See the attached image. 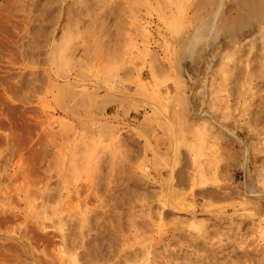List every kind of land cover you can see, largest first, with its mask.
<instances>
[{"label": "rangeland", "instance_id": "obj_1", "mask_svg": "<svg viewBox=\"0 0 264 264\" xmlns=\"http://www.w3.org/2000/svg\"><path fill=\"white\" fill-rule=\"evenodd\" d=\"M260 1L0 0V264H264Z\"/></svg>", "mask_w": 264, "mask_h": 264}, {"label": "bare ground", "instance_id": "obj_2", "mask_svg": "<svg viewBox=\"0 0 264 264\" xmlns=\"http://www.w3.org/2000/svg\"><path fill=\"white\" fill-rule=\"evenodd\" d=\"M46 1V0H45ZM49 1V0H48ZM58 1V0H57ZM221 1V0H220ZM232 2L229 4L230 6V10H231V8L232 9H234V11H235V15H233V16H230V18H228V16H227V18H223L222 20H221V22H219L220 23V26H216L215 25V18H214V15H216V14H212V16H213V18H211V19H209V20H205V24L206 23H210V25H209V27L207 28V27H205V28H207L206 30H207V32H208V37L210 38V35L211 36H213L214 34H216V33H222L223 35H239V34H241L244 30H246V29H248V28H251L253 25H257V24H259V21H261L262 19H261V16H260V14H261V1L260 0H231ZM262 1H264V0H262ZM30 2V1H29ZM33 2H36V1H33ZM92 2V1H91ZM208 2V1H207ZM230 2V1H229ZM48 3V2H47ZM209 3V2H208ZM35 4V3H34ZM37 4V3H36ZM45 4V3H44ZM43 4V6H45ZM119 4V3H118ZM94 5V4H93ZM205 5H208V4H204V6ZM42 6V5H41ZM80 6V5H79ZM201 6V5H200ZM203 6V7H204ZM228 6V5H227ZM226 6V7H227ZM131 7V6H130ZM205 7H207V6H205ZM210 7V6H209ZM226 7H224V8H226ZM228 7V8H229ZM40 8H42V7H40ZM46 8V7H45ZM48 8V7H47ZM56 8V7H55ZM217 8V7H216ZM58 9V8H57ZM64 9V8H63ZM87 9H89V8H87ZM99 9H101V8H99ZM202 9V8H201ZM200 9V10H201ZM47 10V9H46ZM118 10V9H117ZM130 10V9H129ZM205 10V9H204ZM226 10V9H225ZM38 11V10H37ZM133 11V10H132ZM193 11V10H192ZM43 12V11H42ZM94 12H96V11H94ZM119 12V11H118ZM15 13V12H14ZM54 13V12H53ZM56 13V12H55ZM54 13V14H55ZM93 13V12H92ZM78 14V13H77ZM222 14V13H221ZM36 15V14H35ZM60 15V14H59ZM68 15V14H67ZM121 15V14H120ZM227 15H228V13H227ZM17 16V15H16ZM39 16V15H38ZM45 16H47V15H45ZM65 16V15H64ZM75 16V15H74ZM100 16V15H99ZM36 17V16H35ZM43 17V16H42ZM82 17V16H81ZM84 17V16H83ZM85 17H86V15H85ZM102 17V16H101ZM55 18V17H54ZM68 18V17H67ZM100 18V17H99ZM221 18H222V16H221ZM71 19H72V17H71ZM82 19V18H81ZM215 19V20H214ZM220 19V18H219ZM64 20V19H63ZM121 20V19H120ZM48 21V20H47ZM85 23H86V21H85ZM88 23V22H87ZM117 23V22H116ZM123 23V22H122ZM201 23V22H200ZM261 23H262V21H261ZM28 24V23H27ZM126 25V24H125ZM74 26V25H73ZM72 26V27H73ZM115 26V25H114ZM53 27V26H52ZM111 27V26H110ZM131 27V26H130ZM89 28H91V27H89ZM115 28V27H114ZM201 28V27H200ZM200 28H198V29H196V32L194 33V35H193V37H192V41L191 42H188V44H187V46L186 47H184V49L183 50H185L186 52L185 53H187L188 55H195V53H197L198 51H199V45H202L201 43H200V40H201V38H200V34H199V32H200ZM24 29V28H23ZM113 29V28H112ZM122 29V28H121ZM61 30V29H60ZM89 30V29H88ZM115 30V29H114ZM123 30V29H122ZM251 30V29H250ZM119 31V30H118ZM252 31V30H251ZM27 32V31H26ZM107 32V31H106ZM202 32V31H201ZM206 32V33H207ZM110 33V32H109ZM173 33V32H172ZM61 34V33H60ZM210 34V35H209ZM213 34V35H212ZM251 34V33H250ZM262 34H264V33H262ZM113 36H114V34H113ZM207 36V35H206ZM118 37V36H117ZM214 37V36H213ZM202 38H203V36H202ZM205 38V37H204ZM56 39V38H55ZM54 40V39H53ZM59 40V39H58ZM178 40V39H177ZM199 41V42H198ZM131 42V41H130ZM22 43V42H21ZM91 43V42H90ZM217 43V42H216ZM57 44V43H56ZM60 44V43H59ZM64 44V43H63ZM41 45V44H40ZM46 45V44H45ZM206 45V44H205ZM34 46V45H33ZM54 46H56V45H54ZM77 46V45H76ZM98 46V45H97ZM109 46V45H108ZM57 47V46H56ZM199 47V48H198ZM227 47V46H226ZM225 47V48H226ZM233 47V46H232ZM15 48V47H14ZM121 48V47H120ZM256 48V47H255ZM60 49V48H59ZM225 50V49H224ZM105 51V50H104ZM200 51H201V49H200ZM64 52V51H63ZM103 52V51H102ZM107 52V51H106ZM114 53V52H113ZM183 54H184V52H183ZM48 55V54H47ZM55 55V54H54ZM102 55V54H101ZM105 55V54H104ZM113 55V54H112ZM138 55V54H137ZM142 55V54H141ZM227 55V54H226ZM256 55V54H255ZM53 56V55H52ZM19 57V56H18ZM69 57V56H68ZM190 57V56H189ZM66 58V57H65ZM144 58V57H143ZM55 59V58H54ZM77 59V58H76ZM77 60H79V59H77ZM156 60V59H155ZM255 60V59H254ZM54 61V60H53ZM157 61V60H156ZM260 61V60H259ZM36 62V61H35ZM103 62V61H102ZM67 63V62H66ZM105 64H106V62H105ZM202 64V63H201ZM204 65V64H203ZM253 65V64H252ZM33 66V65H32ZM78 66V65H77ZM160 68V67H159ZM164 68V67H163ZM152 69V68H151ZM108 70V69H107ZM127 70V69H126ZM152 70H154V69H152ZM151 70V71H152ZM68 71V70H67ZM77 71H79V70H77ZM95 71V70H94ZM101 71V70H100ZM217 71V70H216ZM69 72V71H68ZM80 72H82L81 70H80ZM87 72V71H86ZM124 72V71H123ZM160 72V71H159ZM227 72V71H226ZM96 73H97V71H96ZM124 73H126V72H124ZM129 73V72H128ZM153 73V72H152ZM224 73V72H223ZM84 74V73H83ZM91 74V73H90ZM219 74V73H218ZM224 75V74H223ZM31 76V75H30ZM98 76V75H97ZM217 76V75H216ZM82 77H83V75H82ZM86 77V76H85ZM126 77V76H125ZM30 78H32V77H30ZM105 78V77H104ZM108 78V77H107ZM163 78V77H162ZM195 78V77H194ZM246 78V77H245ZM226 79V78H225ZM249 79V78H248ZM29 80V79H28ZM157 80V79H156ZM103 81V80H102ZM108 81V80H107ZM158 81V80H157ZM37 82V81H36ZM219 82V81H218ZM244 82V81H243ZM33 83V82H32ZM157 83V82H156ZM161 83H163V82H161ZM28 84V83H27ZM54 84V83H53ZM176 85H178V84H176ZM29 86V85H28ZM141 86V85H140ZM139 86V87H140ZM205 86V85H204ZM52 87H53V85H52ZM109 87V86H108ZM138 87V88H139ZM174 87V86H173ZM114 88V87H113ZM187 88V87H186ZM243 88V87H242ZM53 89V88H52ZM63 89V88H62ZM75 89V88H74ZM95 89V88H94ZM36 90V89H35ZM119 90V89H118ZM182 90H183V87H182ZM244 90V89H243ZM30 91V90H29ZM38 91V90H37ZM72 91H74V90H72ZM72 91H71V93H72ZM41 92V91H40ZM48 92V91H47ZM51 92V91H50ZM138 92V91H137ZM179 92V91H178ZM178 92H177V94H178ZM196 92V91H195ZM222 92V91H221ZM255 92V91H254ZM148 93V92H147ZM167 93V92H166ZM218 93V92H217ZM92 94V93H91ZM18 95V94H17ZM62 95H64V94H62ZM79 95V94H78ZM104 95H105V93H104ZM150 95V94H149ZM179 95H181L180 93H179ZM23 96V95H22ZM27 96V95H26ZM92 96V95H91ZM106 96V95H105ZM104 96V98H105V100H106V97ZM183 96V95H182ZM85 97V96H84ZM110 97V96H109ZM109 97H108V99H109ZM123 97V96H122ZM172 97V96H171ZM51 99H53V97L51 96L50 97ZM58 98V97H57ZM63 98V97H62ZM104 98H103V101H105L104 100ZM173 98H174V96H173ZM112 99H113V97H112ZM175 99V98H174ZM173 99V100H174ZM181 99H183V98H181ZM26 100V99H25ZM69 100V99H68ZM116 100V99H115ZM115 100H113V101H115ZM125 99H123V100H121V102L122 103H125V101H124ZM171 100V99H170ZM173 100H172V102H173ZM235 100V99H234ZM52 101V100H51ZM61 101V100H60ZM94 101V100H93ZM110 101H111V98H110ZM119 101V100H118ZM181 101V100H180ZM59 102V101H58ZM68 102V101H67ZM66 102V103H67ZM96 102V101H95ZM26 103V102H25ZM53 103V102H52ZM71 103V102H70ZM111 103H112V101H111ZM122 103H120L121 105H122ZM181 103V102H180ZM28 104V103H27ZM60 104H62V103H60ZM59 104V105H60ZM89 104V103H88ZM94 104V103H93ZM129 104V103H128ZM178 104V103H177ZM233 104V103H232ZM125 105H126V103H125ZM144 105V104H143ZM181 105H183V104H181ZM88 106V105H87ZM58 107V106H57ZM121 107V106H120ZM42 108V107H41ZM240 108V107H239ZM60 109V108H59ZM87 109V108H86ZM124 109V108H123ZM170 109V108H169ZM177 109V108H176ZM179 109V108H178ZM46 110H48V109H46ZM62 110V109H61ZM82 110H83V108H82ZM175 110V109H174ZM124 111V110H123ZM177 111V110H176ZM181 111V110H180ZM221 111V110H220ZM75 112V111H74ZM212 112V111H211ZM174 114H176V113H174ZM183 114V113H182ZM78 115V114H77ZM170 115V114H169ZM175 116V115H174ZM174 116H172V117H174ZM45 117V116H44ZM74 117V116H73ZM97 117V116H96ZM116 117V116H115ZM216 117V116H215ZM243 117H245V116H243ZM75 118V117H74ZM79 118V117H78ZM118 118V117H117ZM175 118V117H174ZM96 119V118H95ZM145 119V118H144ZM41 120V119H40ZM77 120V119H76ZM172 120H174L173 118H172ZM178 120V119H177ZM193 120V119H192ZM243 120V119H242ZM175 121V120H174ZM189 121H190V119H189ZM54 122V121H53ZM207 122V121H206ZM139 123V122H138ZM185 123V122H184ZM194 123V122H193ZM221 123V122H220ZM245 123V122H244ZM248 123V122H247ZM44 124V123H43ZM51 124V123H50ZM56 124V123H55ZM178 124H180V123H178ZM178 124H177V126H178ZM46 125V124H45ZM104 125V124H103ZM183 125H185V124H182V127H184ZM192 125V124H191ZM247 125V124H246ZM52 126H54L53 124H52ZM111 126V125H110ZM109 126V127H110ZM174 126H176V125H174ZM180 126V125H179ZM249 126V125H248ZM63 127V126H62ZM69 127H70V125H69ZM83 127V126H82ZM101 127V125L99 126V128ZM105 127V126H104ZM107 127V126H106ZM106 127L105 128H103V130L104 129H106ZM112 127V126H111ZM110 127V128H111ZM115 127L116 126H114V129H115ZM203 127V126H202ZM42 128V127H41ZM65 128V127H64ZM102 128V127H101ZM101 128L99 129V130H101ZM166 128V127H165ZM187 128V127H186ZM189 128V127H188ZM200 128V127H199ZM249 128V127H248ZM254 128V127H253ZM50 129V128H49ZM112 129V128H111ZM180 129V128H179ZM202 129V128H201ZM200 129V130H201ZM243 129V128H242ZM246 129V128H245ZM47 130V129H46ZM169 128L167 127L166 128V130H164L165 132H168V134H170V132H169ZM182 130V129H181ZM181 130H179V131H181ZM51 131V130H50ZM55 131V130H54ZM66 131V130H65ZM110 131V130H109ZM114 131V130H113ZM190 131H191V129H190ZM205 131V130H204ZM208 131V130H207ZM102 132V131H101ZM104 132V131H103ZM199 132V131H198ZM66 133V132H65ZM137 133H138V131H137ZM179 133V132H178ZM186 133V132H185ZM207 133V132H206ZM56 134V133H55ZM74 134V133H73ZM138 134H140V133H138ZM216 134V133H215ZM111 135V134H110ZM181 134L179 133L177 136H175V137H178V136H180ZM183 135L184 134H182L181 135V137H183ZM191 135H193V134H191ZM201 135V134H200ZM212 135V134H211ZM75 136V135H74ZM92 136V135H91ZM90 136V137H91ZM164 136V135H163ZM202 136H204L203 134H202ZM81 137V136H80ZM118 137V136H117ZM141 137V136H140ZM193 137V136H192ZM205 137V136H204ZM218 137V136H217ZM67 138V137H66ZM142 138V137H141ZM179 139V138H178ZM182 139V138H181ZM201 139V138H200ZM217 140V139H216ZM221 140V139H220ZM55 141V140H54ZM81 141V140H80ZM181 141H183V140H181ZM48 142V141H47ZM193 142H195V141H193ZM55 143V142H54ZM181 143V142H180ZM199 143V142H198ZM29 144V143H28ZM102 144V143H101ZM48 145V144H47ZM53 145V144H52ZM123 145V144H122ZM178 145H179V143H178ZM197 145V144H196ZM202 145V144H201ZM189 146V145H188ZM76 147V146H75ZM85 147V146H84ZM91 147V146H90ZM220 147V146H219ZM185 148H186V146H185ZM194 148V147H193ZM203 148V147H202ZM216 148V147H215ZM214 148V149H215ZM75 149V148H74ZM73 149V150H74ZM86 149V148H85ZM211 149V148H210ZM213 149V150H214ZM78 150H79V148H78ZM261 150V149H260ZM83 151V150H82ZM88 151H89V149H88ZM196 151V150H195ZM92 152V151H91ZM206 152V151H205ZM255 153H256V150H255ZM77 154H78V152H77ZM87 154V153H86ZM197 154H199V153H197ZM213 154V153H212ZM72 155V154H71ZM196 155V154H195ZM219 155V154H218ZM75 156V155H74ZM80 156V155H79ZM93 156H94V154H93ZM92 156V157H93ZM72 157V156H71ZM78 157V156H77ZM84 157V156H83ZM214 157V156H213ZM87 158H88V156H87ZM103 158V157H102ZM101 158V159H102ZM141 158V157H140ZM139 158V159H140ZM85 159V158H84ZM111 159V158H110ZM78 160V159H77ZM88 160V159H87ZM94 160V159H93ZM112 160V159H111ZM141 160H142V158H141ZM218 160V159H217ZM138 161H140V160H138ZM160 161V160H159ZM213 161V160H212ZM71 162V161H70ZM83 162V161H82ZM82 162H80V164L82 163ZM223 162V161H222ZM262 162H264V161H262ZM68 163V162H67ZM75 163V162H74ZM167 163V162H166ZM220 163V162H219ZM73 164V163H72ZM100 164V163H99ZM67 165V164H66ZM79 165V164H78ZM77 166V165H76ZM82 166V165H81ZM109 166H110V164H109ZM118 166V165H117ZM111 167V166H110ZM117 168V167H116ZM67 169V168H66ZM102 169V168H101ZM209 169V168H208ZM154 170V169H153ZM179 172V171H178ZM183 172V171H182ZM187 172V171H186ZM201 172V171H200ZM209 171H207V173H208ZM145 173V172H144ZM174 174V173H173ZM181 174V173H180ZM179 174V175H180ZM189 174V173H188ZM209 174V173H208ZM250 174V173H249ZM183 176H184V174H183ZM186 176V175H185ZM189 176V175H188ZM203 176V175H202ZM181 177V176H180ZM210 177V176H209ZM215 177V176H214ZM141 178V177H140ZM184 178V177H183ZM188 178V177H187ZM180 179H182V178H180ZM179 179V180H180ZM202 179V178H201ZM210 179V178H209ZM262 180V179H261ZM139 181V180H138ZM202 181V180H201ZM65 182V181H64ZM122 182V181H121ZM262 182H264V181H262ZM178 183V182H177ZM205 182L203 181V184H204ZM179 184V183H178ZM62 185V184H61ZM69 185V184H68ZM146 185H147V183H146ZM220 185H221V183H220ZM262 185H264V184H262ZM118 186H120V185H118ZM205 187V186H204ZM225 187V186H224ZM202 188V187H201ZM209 187H208V185H207V189H208ZM223 188V187H222ZM230 188V187H229ZM262 188H264V187H262ZM51 189V188H50ZM204 189V188H203ZM210 189H212V188H210ZM234 188H232L231 189V193L232 194H235L236 195V193L237 192H235V189L233 190ZM146 190V189H145ZM149 190V189H148ZM220 190V189H219ZM58 191V190H57ZM155 191V190H154ZM178 192H179V190H177ZM216 191V190H215ZM228 191V190H227ZM226 191V192H227ZM60 192V191H59ZM201 192H203V190L201 191ZM218 192V195L220 194L219 193V191H217ZM225 192V193H226ZM222 193H223V191H222ZM231 193H229V194H231ZM56 194H58V193H56ZM112 194V193H111ZM181 194H183V193H181ZM217 194V193H216ZM50 195V194H49ZM203 195H204V192H203ZM206 195H207V193H206ZM208 195H215V193H214V191L212 192V191H209V193H208ZM217 195V196H218ZM115 196H117V195H115ZM54 197H56V196H54ZM59 197V196H58ZM159 197V196H158ZM177 197V196H176ZM62 198V197H61ZM145 199V198H144ZM180 199V198H179ZM208 199V198H207ZM221 199V198H220ZM140 200V199H139ZM142 200V199H141ZM209 200V199H208ZM213 200V199H212ZM105 201V200H104ZM178 201V200H177ZM181 201V200H180ZM176 202V201H175ZM179 202V201H178ZM218 202V201H217ZM177 204V203H176ZM187 204V203H186ZM214 204V203H213ZM53 205H55V204H53ZM57 205V204H56ZM218 205V204H217ZM49 206V205H48ZM189 206V205H188ZM113 207V206H112ZM207 207V206H206ZM133 209V208H132ZM202 209V208H201ZM108 210V209H107ZM143 210V209H142ZM145 210V209H144ZM185 210V209H184ZM204 210H205V208H204ZM117 211V210H116ZM121 211V210H120ZM168 211V210H167ZM53 212V211H52ZM109 212V211H108ZM148 212H150V211H148ZM65 214V213H64ZM136 214V213H135ZM150 214V213H149ZM79 215V214H78ZM141 215V214H140ZM178 218V217H177ZM110 219V218H109ZM201 219V218H200ZM177 221V220H176ZM220 221V220H219ZM234 222V221H233ZM109 223V222H108ZM83 224H84V222H83ZM85 225V224H84ZM162 225V224H161ZM256 225V224H255ZM180 226V225H179ZM199 228V227H198ZM183 229V228H182ZM84 230V229H83ZM126 230V229H125ZM139 230V229H138ZM100 231V230H99ZM149 231V230H148ZM192 231V230H191ZM111 234V233H110ZM184 234V233H183ZM21 235V234H20ZM137 238V237H136ZM141 238V237H140ZM158 238V237H157ZM211 238V237H210ZM228 238V237H227ZM262 238H264V237H262ZM135 239V238H134ZM133 239V240H134ZM190 239V238H189ZM225 239V238H224ZM140 240V239H139ZM136 241V240H135ZM153 241V240H152ZM226 241V240H225ZM130 243V242H129ZM186 243V242H185ZM137 244V243H136ZM257 244V243H256ZM3 245V244H2ZM255 245V244H254ZM257 246V245H256ZM260 248H261V246H260ZM166 249V248H165ZM238 249V248H237ZM241 249V248H240ZM168 251V250H167ZM211 251V250H210ZM105 252V251H104ZM214 252V251H213ZM248 252V251H247ZM251 252V251H250ZM115 253V252H114ZM225 253V252H224ZM109 254V253H108ZM16 255V254H15ZM202 255V254H201ZM148 256H149V253H148ZM231 256V255H230ZM201 257V256H200ZM71 258V257H70ZM88 258V257H87ZM112 258V257H111ZM245 258V257H244ZM250 261V260H249ZM206 262V261H205ZM95 263V262H94ZM242 264V263H241Z\"/></svg>", "mask_w": 264, "mask_h": 264}]
</instances>
